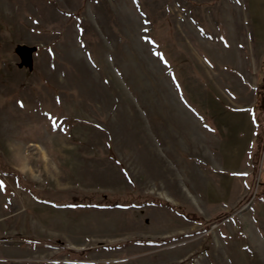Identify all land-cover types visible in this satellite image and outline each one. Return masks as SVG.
Here are the masks:
<instances>
[{
  "label": "rangeland",
  "instance_id": "obj_1",
  "mask_svg": "<svg viewBox=\"0 0 264 264\" xmlns=\"http://www.w3.org/2000/svg\"><path fill=\"white\" fill-rule=\"evenodd\" d=\"M0 184V264H264V0H0Z\"/></svg>",
  "mask_w": 264,
  "mask_h": 264
},
{
  "label": "water",
  "instance_id": "obj_2",
  "mask_svg": "<svg viewBox=\"0 0 264 264\" xmlns=\"http://www.w3.org/2000/svg\"><path fill=\"white\" fill-rule=\"evenodd\" d=\"M37 51L36 46L19 45L16 49L19 57V67H31L33 64V54Z\"/></svg>",
  "mask_w": 264,
  "mask_h": 264
},
{
  "label": "snow or ice",
  "instance_id": "obj_3",
  "mask_svg": "<svg viewBox=\"0 0 264 264\" xmlns=\"http://www.w3.org/2000/svg\"><path fill=\"white\" fill-rule=\"evenodd\" d=\"M21 106H23V105H21ZM3 187V185L2 184H0V188H2Z\"/></svg>",
  "mask_w": 264,
  "mask_h": 264
}]
</instances>
